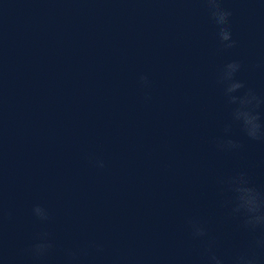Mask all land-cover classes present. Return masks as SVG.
Listing matches in <instances>:
<instances>
[{"label": "water", "instance_id": "95a60500", "mask_svg": "<svg viewBox=\"0 0 264 264\" xmlns=\"http://www.w3.org/2000/svg\"><path fill=\"white\" fill-rule=\"evenodd\" d=\"M243 189L264 0H0V264H264Z\"/></svg>", "mask_w": 264, "mask_h": 264}, {"label": "clouds", "instance_id": "9594fccd", "mask_svg": "<svg viewBox=\"0 0 264 264\" xmlns=\"http://www.w3.org/2000/svg\"><path fill=\"white\" fill-rule=\"evenodd\" d=\"M212 7L216 9L212 12V16L215 20V23L218 25H226L227 17L229 13L223 10H219L218 8H216V5L214 3L212 4ZM230 35H231L230 32L225 27H221V30L219 32V36L221 40H224V41L230 40ZM238 67H239V64L236 62L229 63L226 66V75L231 76V74L235 72L238 69ZM239 87H241V84L239 82H233L229 86V91H232ZM243 117H244V124L248 131V134L250 136H255L259 129V124L256 122L257 117L247 112L243 113ZM242 192L247 193V195H242L240 197V200L242 202L241 206L246 208L248 213L253 214L248 217V219L246 220V223L252 224V225L264 224V215L256 214L258 212L260 205L258 204L255 196L251 195L250 190H247V189H243ZM33 212L35 213V215L39 217H43L44 215V210L39 206L34 207ZM43 247H44L43 244L36 245L37 250ZM212 259L215 261V264H221L220 260L217 259L216 257L213 256Z\"/></svg>", "mask_w": 264, "mask_h": 264}]
</instances>
